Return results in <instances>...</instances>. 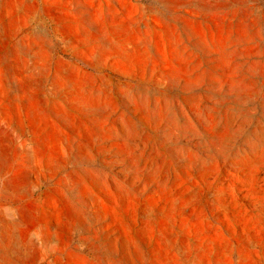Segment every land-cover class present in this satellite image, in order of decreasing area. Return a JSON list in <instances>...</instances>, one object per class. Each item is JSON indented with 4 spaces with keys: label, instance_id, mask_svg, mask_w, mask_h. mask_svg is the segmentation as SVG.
I'll list each match as a JSON object with an SVG mask.
<instances>
[{
    "label": "rangeland",
    "instance_id": "374dc122",
    "mask_svg": "<svg viewBox=\"0 0 264 264\" xmlns=\"http://www.w3.org/2000/svg\"><path fill=\"white\" fill-rule=\"evenodd\" d=\"M0 167V264H264V0H0Z\"/></svg>",
    "mask_w": 264,
    "mask_h": 264
},
{
    "label": "bare ground",
    "instance_id": "6f19581e",
    "mask_svg": "<svg viewBox=\"0 0 264 264\" xmlns=\"http://www.w3.org/2000/svg\"><path fill=\"white\" fill-rule=\"evenodd\" d=\"M71 1V0H70ZM73 1V0H72ZM76 3V2H75ZM35 57V56H34ZM66 83V82H65ZM65 83H64V85H65ZM65 87V86H64ZM79 90H80V88H79ZM83 92V91H82ZM1 168V167H0ZM15 193H18V188H13V194L15 195ZM16 196H18V195H16ZM4 205L3 204H1L0 203V220H2L3 219V217H4V215H3V213H2V211H3V207ZM4 210H5V208H4ZM13 213V212H12ZM6 219V218H5ZM3 234V233H2ZM1 234V235H2Z\"/></svg>",
    "mask_w": 264,
    "mask_h": 264
}]
</instances>
